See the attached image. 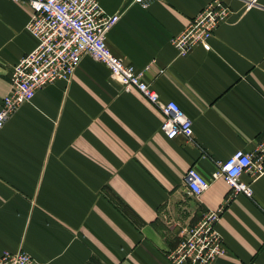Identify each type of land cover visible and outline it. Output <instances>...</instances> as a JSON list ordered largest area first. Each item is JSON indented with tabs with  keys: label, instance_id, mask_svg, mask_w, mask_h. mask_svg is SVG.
I'll return each mask as SVG.
<instances>
[{
	"label": "crops",
	"instance_id": "crops-1",
	"mask_svg": "<svg viewBox=\"0 0 264 264\" xmlns=\"http://www.w3.org/2000/svg\"><path fill=\"white\" fill-rule=\"evenodd\" d=\"M119 15L109 50L140 71L163 102L192 122L191 139H166L158 109L123 91L83 55L67 80L38 90L0 129V256L33 264H171L183 230L220 210L224 252L212 264H264V173L251 196L226 200L212 178L234 151L252 153L264 135V0H218L228 8L209 40L179 54L171 44L213 0H98ZM25 1L0 0V105L11 69L36 40ZM193 168L208 183L187 189Z\"/></svg>",
	"mask_w": 264,
	"mask_h": 264
},
{
	"label": "built area",
	"instance_id": "built-area-1",
	"mask_svg": "<svg viewBox=\"0 0 264 264\" xmlns=\"http://www.w3.org/2000/svg\"><path fill=\"white\" fill-rule=\"evenodd\" d=\"M31 10L26 30L36 40L35 48L13 65L9 77L8 93L0 105V129L23 105L32 101L35 93L57 80H67L77 68L83 55L103 64L122 87L123 91H136L161 115L160 131L166 139H191L192 122L173 101L163 102L158 93L144 80L143 73L114 55L106 44L110 29L119 15H108L98 0H19ZM154 0H132L145 10ZM228 14L221 1L208 3L171 44L183 55L195 47L210 49L209 40L220 21ZM245 173L251 181L264 173V135L252 153L234 151L222 162L212 178L221 177L228 189L226 200L237 195L251 196L248 183L240 180ZM187 189L192 197H199L208 187V181L193 168L187 172ZM220 210H208L193 226L183 230L176 248L168 253L171 264H212L224 252L216 231ZM25 252L3 253L0 264H33Z\"/></svg>",
	"mask_w": 264,
	"mask_h": 264
}]
</instances>
